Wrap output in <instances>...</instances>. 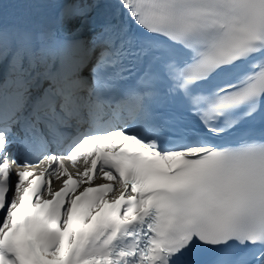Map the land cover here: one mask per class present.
<instances>
[{"label":"snow or ice","instance_id":"obj_1","mask_svg":"<svg viewBox=\"0 0 264 264\" xmlns=\"http://www.w3.org/2000/svg\"><path fill=\"white\" fill-rule=\"evenodd\" d=\"M27 2L0 11V264H264V0Z\"/></svg>","mask_w":264,"mask_h":264},{"label":"bare ground","instance_id":"obj_2","mask_svg":"<svg viewBox=\"0 0 264 264\" xmlns=\"http://www.w3.org/2000/svg\"><path fill=\"white\" fill-rule=\"evenodd\" d=\"M68 164L69 170L75 172V169L71 166L70 162H66ZM80 166V163L77 164V167ZM96 182H102V181H96ZM60 184L59 181H54V187L56 188Z\"/></svg>","mask_w":264,"mask_h":264}]
</instances>
